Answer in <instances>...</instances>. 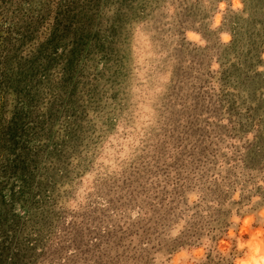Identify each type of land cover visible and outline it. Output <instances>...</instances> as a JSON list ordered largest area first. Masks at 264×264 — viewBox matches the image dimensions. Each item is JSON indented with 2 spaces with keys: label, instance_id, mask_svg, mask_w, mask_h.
<instances>
[{
  "label": "rangeland",
  "instance_id": "obj_1",
  "mask_svg": "<svg viewBox=\"0 0 264 264\" xmlns=\"http://www.w3.org/2000/svg\"><path fill=\"white\" fill-rule=\"evenodd\" d=\"M163 3L0 0V264H61L65 258L67 264H127L132 258H113L111 246H123L133 232L150 242L159 239L167 215L125 232L100 201L71 224L58 203L68 195L62 188L92 168L97 145L127 108L132 25L159 22ZM244 3L247 18L229 11L225 19L223 28L234 39L224 47L205 23L203 0H182L174 34L199 23L209 46L178 42L152 162L140 157L122 179L98 185L111 210L134 206L145 191L142 181L169 175L170 168L182 188V172L212 165L214 145L224 137L245 141L255 133L243 144L242 159L246 168L264 172V73L257 71L264 65V0ZM214 57L221 64L216 73L209 70ZM169 146L180 150L171 166ZM240 158L237 148L234 159ZM106 222L116 223L107 234L101 231ZM73 248L77 254L68 257ZM135 264H149L148 254L135 256ZM208 264L215 262L209 257Z\"/></svg>",
  "mask_w": 264,
  "mask_h": 264
},
{
  "label": "clouds",
  "instance_id": "obj_2",
  "mask_svg": "<svg viewBox=\"0 0 264 264\" xmlns=\"http://www.w3.org/2000/svg\"><path fill=\"white\" fill-rule=\"evenodd\" d=\"M181 2L164 0L156 13L161 17L159 22L149 18L132 25L127 108L116 121L115 129L97 145L92 168L74 184L62 188V194L68 195L58 203V210L70 213L66 223L71 224L76 214L100 201L101 208L109 210L112 221L125 232L142 221L167 215L168 223L157 230L158 240H143L142 232H133L123 246H111L113 258H132L127 264H135V256L145 252L149 264H208L209 257L215 264H264V172L246 168L242 159L246 155L243 144L253 141L255 133H249L245 141L228 137L217 141L214 163L207 169L182 172V188L172 168L169 175L149 176L142 181L145 191L136 204L124 211L111 210L108 200L98 195L100 183L122 179L138 158L147 156L148 162H152L165 119L163 100L177 65L174 53L178 42L184 40L199 49L209 46L210 42L197 30L199 23L194 29H182V36L174 34ZM203 5L209 30L217 33L220 45L230 46L234 37L224 30V22L229 11L243 13L247 18L244 0H203ZM189 64L190 61L185 68ZM209 70H221L217 58H213ZM257 71L264 73V65L257 67ZM237 148L240 159H234ZM179 154L180 150L169 146L167 164L173 165ZM178 190L182 194L177 197ZM116 223L106 222L101 231L107 234ZM179 240L187 242L172 247ZM101 248L107 250L110 246L103 244ZM76 254L73 248L67 256ZM61 264H67V259ZM121 264L125 261L121 260Z\"/></svg>",
  "mask_w": 264,
  "mask_h": 264
}]
</instances>
